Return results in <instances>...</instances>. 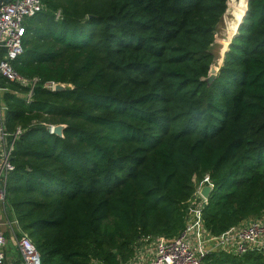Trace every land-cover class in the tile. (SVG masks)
Wrapping results in <instances>:
<instances>
[{
    "label": "trees",
    "instance_id": "16d2710c",
    "mask_svg": "<svg viewBox=\"0 0 264 264\" xmlns=\"http://www.w3.org/2000/svg\"><path fill=\"white\" fill-rule=\"evenodd\" d=\"M248 1L209 84L230 1L41 0L13 62L38 83H0L3 126L22 130L6 209L43 264H126L146 238L177 237L206 175L213 237L264 214V0ZM61 124L63 139L49 129ZM204 264H264V252Z\"/></svg>",
    "mask_w": 264,
    "mask_h": 264
},
{
    "label": "built area",
    "instance_id": "2783aa9c",
    "mask_svg": "<svg viewBox=\"0 0 264 264\" xmlns=\"http://www.w3.org/2000/svg\"><path fill=\"white\" fill-rule=\"evenodd\" d=\"M1 1V0H0ZM45 9L41 0H12L0 7V80L29 86L31 92L36 87L38 79L26 80L18 74L13 67L16 61L24 53V39L27 33L26 21ZM60 18V13L57 15ZM55 83H47L46 86L53 90ZM31 100V93L27 95ZM4 108L0 104V144H5V150L0 162V202L6 209V183L9 172L14 167L11 163V154L16 139L22 134L18 128L13 134H8L3 126ZM54 125H50V133ZM212 185L209 175H206L200 183L196 182V191L187 210V219L184 230L174 238L165 236L148 237L140 245L149 243L153 256L142 261L136 250V256L126 264H204L205 258L213 253L225 251L237 256L247 254L252 250L264 252V214L256 219L242 222L238 227L228 232L213 237L207 232L203 209L208 203L200 194L203 186ZM214 187V186H213ZM8 227V230L5 228ZM10 240L16 242L18 251L17 259L6 252ZM139 256V257H138ZM12 259V260H11ZM43 264L41 254L32 239L24 234L15 218L7 217V222H0V264Z\"/></svg>",
    "mask_w": 264,
    "mask_h": 264
},
{
    "label": "rangeland",
    "instance_id": "374dc122",
    "mask_svg": "<svg viewBox=\"0 0 264 264\" xmlns=\"http://www.w3.org/2000/svg\"><path fill=\"white\" fill-rule=\"evenodd\" d=\"M229 1L230 2L227 13L224 19L222 20L219 31L216 33V39H215L216 41L212 47V52L214 54V59H215V67L216 66L219 67L222 65L223 55L225 53L223 52V49L227 43L231 42L232 32L234 31V29L237 30L239 25L238 16L241 14L243 7H245L243 3L244 1L242 0H229ZM6 213L8 216L12 218L11 213H9L8 211ZM0 220L2 222H7V217L1 202H0ZM5 230H8V227H6ZM7 238H8V243L6 247V252L14 259H17L18 251L17 248L15 247L16 242L10 240L9 234H7ZM147 246H150V244L145 243V245L142 246L139 252L143 251L144 248Z\"/></svg>",
    "mask_w": 264,
    "mask_h": 264
},
{
    "label": "water",
    "instance_id": "95a60500",
    "mask_svg": "<svg viewBox=\"0 0 264 264\" xmlns=\"http://www.w3.org/2000/svg\"><path fill=\"white\" fill-rule=\"evenodd\" d=\"M12 0H1L0 1V7L2 6V5H4V4H7V3H10ZM229 1V0H228ZM247 2H246V9H245V14H244V16L242 17V21L240 22V24L238 25V28H237V31H236V33L234 34V36L238 33V31H239V28H240V26H241V24H242V22L244 21L243 19H244V17H245V15H246V12H247V9H248V5H249V1L248 0H246ZM228 7H229V3H228ZM227 13V12H226ZM226 13L222 16V18L220 19V23L218 24V26H217V28H216V33L219 31V28H220V25H221V23H222V20L224 19V17H225V15H226ZM233 38L234 37H232V39H231V42L229 43V45H228V50H229V47H230V45H231V43H232V41H233ZM227 50V51H228ZM227 51L224 53V55H223V63H224V57H225V54L227 53ZM223 63H222V65H223ZM221 65V66H222ZM221 66H219V67H215V62H214V64L212 65V67H211V69H210V72H209V75H208V77L206 78L207 80H208V82H209V84H211L216 78V75H217V73H218V71L220 70V68H221ZM67 88H70V89H74V86L73 85H67V84H65V83H63V84H60V83H58V84H54V88H53V91H55V92H63L64 90H66ZM1 105L3 106V108H4V103H3V101L1 102ZM66 127H67V125L66 124H64V125H54L53 126V128H52V131H51V134H53V135H55V136H57V137H59V138H61V139H63L64 138V130L66 129ZM212 190H213V186L212 185H206V186H203L201 189H200V194H202V196L205 198V199H209L210 198V196H211V192H212Z\"/></svg>",
    "mask_w": 264,
    "mask_h": 264
},
{
    "label": "crops",
    "instance_id": "0c3cea01",
    "mask_svg": "<svg viewBox=\"0 0 264 264\" xmlns=\"http://www.w3.org/2000/svg\"><path fill=\"white\" fill-rule=\"evenodd\" d=\"M6 91H7L6 88H4V87L1 85V83H0V104H1V102H2V95H3ZM5 144H6V145L9 144V142H3V143L0 144V162H1V159H2V156H3V152H4V150H5ZM2 206H3V205H2ZM4 212H5V214H6V217H8L6 211H4ZM0 222H2V221L0 220ZM2 223H4V222H2ZM144 245H145V244H144ZM144 245H140L139 248H138V251H137L138 255L141 256V258H139V259L142 260V261L148 260V259L151 258V257L153 256V254H154L153 251H152V247H150V246L145 247L143 251H140V252H139V250H140V249L142 248V246H144ZM143 252H145V253H143ZM138 257H139V256H138ZM15 264H17V262H16Z\"/></svg>",
    "mask_w": 264,
    "mask_h": 264
},
{
    "label": "bare ground",
    "instance_id": "6f19581e",
    "mask_svg": "<svg viewBox=\"0 0 264 264\" xmlns=\"http://www.w3.org/2000/svg\"><path fill=\"white\" fill-rule=\"evenodd\" d=\"M246 1V0H245ZM247 2V1H246ZM245 9H246V5H245ZM245 9H244V13H243V15H242V17L244 16V14H245ZM242 17H241V19H242ZM242 21V20H241ZM240 24V23H239ZM237 31V30H236ZM234 37V36H233ZM226 52V51H225Z\"/></svg>",
    "mask_w": 264,
    "mask_h": 264
}]
</instances>
